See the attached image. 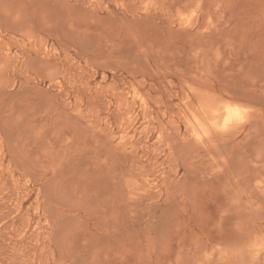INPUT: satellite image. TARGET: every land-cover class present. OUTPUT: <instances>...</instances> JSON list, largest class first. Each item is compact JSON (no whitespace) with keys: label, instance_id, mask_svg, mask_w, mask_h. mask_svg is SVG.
<instances>
[{"label":"rangeland","instance_id":"374dc122","mask_svg":"<svg viewBox=\"0 0 264 264\" xmlns=\"http://www.w3.org/2000/svg\"><path fill=\"white\" fill-rule=\"evenodd\" d=\"M0 264H264V0H0Z\"/></svg>","mask_w":264,"mask_h":264},{"label":"bare ground","instance_id":"6f19581e","mask_svg":"<svg viewBox=\"0 0 264 264\" xmlns=\"http://www.w3.org/2000/svg\"><path fill=\"white\" fill-rule=\"evenodd\" d=\"M200 106H201V104H200ZM226 106V105H225ZM208 107V106H207ZM211 107V106H210ZM201 108V107H200ZM207 109V108H206ZM209 109V108H208ZM232 110V111H229V110ZM237 109V108H236ZM236 109H233V107L231 108V107H226L225 108V112H226V118L227 119H229V118H231L232 116H236L237 115V110ZM204 110V109H203ZM197 111V110H196ZM217 111V110H216ZM195 112V111H194ZM209 112V111H208ZM212 113H213V111H211ZM218 112V111H217ZM222 112H223V110H222ZM239 112V111H238ZM202 113V112H201ZM221 113V112H220ZM219 113V114H220ZM196 114V113H195ZM223 115H224V113H223ZM213 116V115H212ZM241 116V115H240ZM198 117V116H197ZM221 118V117H220ZM224 118V117H223ZM194 119V118H193ZM231 119H233V117L231 118ZM215 121V120H214ZM228 121V120H227ZM232 122V121H231ZM210 123V122H209ZM226 123V122H225ZM198 124H200L199 123V121H198ZM215 125V124H214ZM199 126H201V124L199 125ZM205 131V130H204Z\"/></svg>","mask_w":264,"mask_h":264},{"label":"snow or ice","instance_id":"6c2138e0","mask_svg":"<svg viewBox=\"0 0 264 264\" xmlns=\"http://www.w3.org/2000/svg\"><path fill=\"white\" fill-rule=\"evenodd\" d=\"M229 111H232L231 109Z\"/></svg>","mask_w":264,"mask_h":264}]
</instances>
